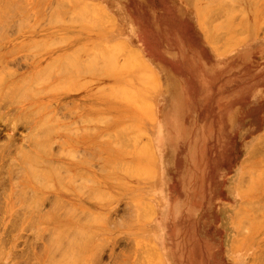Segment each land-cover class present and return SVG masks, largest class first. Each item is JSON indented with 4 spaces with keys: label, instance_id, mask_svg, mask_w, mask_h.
<instances>
[{
    "label": "rangeland",
    "instance_id": "obj_1",
    "mask_svg": "<svg viewBox=\"0 0 264 264\" xmlns=\"http://www.w3.org/2000/svg\"><path fill=\"white\" fill-rule=\"evenodd\" d=\"M0 91V264H264V0H0Z\"/></svg>",
    "mask_w": 264,
    "mask_h": 264
},
{
    "label": "bare ground",
    "instance_id": "obj_2",
    "mask_svg": "<svg viewBox=\"0 0 264 264\" xmlns=\"http://www.w3.org/2000/svg\"><path fill=\"white\" fill-rule=\"evenodd\" d=\"M61 1H62V0H61ZM63 1H64V0H63ZM228 1H229V0H228ZM76 2H78V1H76ZM221 2H222V0H221ZM224 2H226V0H225V1L223 0V3H224ZM207 3H208V2H207ZM231 3H232V2H231ZM220 4H221V3H220ZM220 4H219V5H220ZM88 5L90 6L91 3H88ZM224 5H225V4H224ZM232 5H233V3H232ZM91 6H92V5H91ZM91 6H90V8H91ZM227 6H228V5H227ZM229 6H230V5H229ZM92 7H94V5H93ZM216 7H218V5H217ZM221 7H222V6H221ZM225 7H226V6H225ZM96 8H97V7H96ZM205 8H206V7H205ZM231 8H232V6H231ZM82 9H83V8H82ZM84 9H85V8H84ZM215 9H216V8H215ZM215 9H214V11H215ZM229 9H230V7H229ZM232 9H233V8H232ZM234 9H235V8H234ZM218 10L220 11V9H218ZM218 10H216L217 13H216V11H215V15L218 14ZM224 10H225V9H224ZM227 10H228V8H227ZM84 11H85V10H84ZM84 11H83V13H84ZM87 11H88V10H87ZM87 11H86V12H87ZM92 11H93V10H92ZM221 11L224 12L223 10H221ZM212 12H213V11H212ZM212 12L210 11V12H209V15L212 14ZM222 12H220V13H222ZM225 12H226V10H225ZM225 12H224V15H225ZM83 13H82V15H83ZM87 13H88V12H87ZM90 13H91V11H90ZM226 13L228 14V11H227ZM232 13H233V12H232ZM232 13H230V14L232 15ZM100 14H102V13H100ZM222 14H223V13H222ZM230 14H229V15H230ZM89 15H91V14H89ZM94 15H95V14H94ZM86 16H87V15H85V17H86ZM99 16H101V15H99ZM207 16H208V15H207ZM207 16L205 17V19L208 18ZM213 16H214V12H213ZM88 17H90V16H88ZM97 17H98V16H97ZM101 17L104 18L103 16H101ZM106 18H107V17H106ZM91 19H93V18H92V15H91ZM91 19H90V20H91ZM100 19H101V18H100ZM109 19H111V18H109ZM224 19H225V18H224ZM95 21H98V20L95 19ZM101 21H102V19H101ZM112 21H113V20H112ZM207 21H208V20H207ZM90 22H91V21H90ZM98 22H99V21H98ZM98 22H97V23H98ZM223 22H225V21H223ZM99 24H101V23L99 22ZM2 26H3V25H2ZM101 43H102V42H101ZM120 44H121V43H120ZM103 47H104V46H103ZM115 47H116V46H115ZM96 48H97V47H96ZM106 50H107V49H106ZM98 52H99V51H98ZM115 53H116V51H115ZM124 55H125V54H124ZM37 60H38V59H37ZM38 63H39V62H38ZM51 64H52L51 66H53V63H51ZM140 65H141V64H140ZM143 65H144V64H143ZM34 66H35V63H32V64L28 67V69H31V70H32V68H34ZM146 66H147V65H146ZM2 68H3V66H2ZM47 69L49 70V67H47ZM47 69L45 68V70H47ZM2 70H4V69H2ZM5 71H6V69H5ZM42 72H45V71L43 70ZM49 72H51V70H49ZM1 73H2V72H1ZM3 73H4V72H3ZM37 73H40V71L37 72ZM46 73H48V71H46ZM40 74H42V76H43L44 78H45V76H47V74H44V73H40ZM26 75H27V74H26ZM34 75H35V74H34ZM49 75L51 76V74H49ZM38 76H39V78H43L42 76H40V75H38V74H37V76L35 75V77H38ZM33 77H34V76H33ZM35 77H34V78H35ZM51 77H52V76H51ZM26 78L29 79L30 77H26ZM44 78H43V79H44ZM28 79H26V81H27ZM20 80H22V79H20ZM28 81H29V80H28ZM19 82H20V81H19ZM19 82H17V83H19ZM15 83H16V82H15ZM36 83H37L36 85L41 84V83H38V82H36ZM27 84H28V83H27ZM19 85H20V84H19ZM28 86H29V85H28ZM28 86H26V84L23 85V87H26V88L24 89L25 91H26V89H27ZM8 87H10V86H8ZM2 88H3V87H2ZM4 89H5V88H4ZM4 89H3V90H4ZM11 89L13 90V88H11ZM42 90H43V89H42ZM4 91H5V90H4ZM0 92H1V91H0ZM9 92H11V91H8V93H9ZM14 92H15V91H14ZM14 92H13V94H14ZM37 92H38V90H37ZM37 92H36V93H37ZM39 92H41V91H39ZM42 92H43V91H42ZM6 93H7V92L5 91V93H3V94L6 95ZM8 93H7V94H8ZM3 94H2V97H3V98H2V99H3L2 101H3L4 104H5V103L7 102V101L5 102V100H7V99L9 100V98H8V95H7V98L4 100V96H3ZM15 94H19L18 91H17ZM33 94H34V93H33ZM36 95H37V94H36ZM12 96H13L12 98H14L15 95H12ZM16 96H17V95H16ZM64 96H65V97H70L71 95H70V94H64ZM31 97H32V96H31ZM59 97H60V96H59ZM10 98H11V95H10ZM37 98H38V97H37ZM37 98H36V97H35V98H31V99L29 100V103L33 104V102H36V101H38V100L43 99V98H38V99H37ZM17 99H19V98H17ZM14 100H15V99H14ZM19 100H20V99H19ZM58 100H59V99H58ZM16 101H18V100H16ZM81 102H82V101H81ZM0 106H1V105H0ZM49 106H50V105H49ZM49 106H48V107H49ZM3 107H4V106H3ZM33 108H34V107H33ZM0 111H1V110H0ZM15 116H16V115H15ZM25 117H26V116H25ZM27 117H29V115H27ZM32 121H33V120H32ZM30 122H31V121H30ZM37 123H38V122H37ZM37 123H36V124H37ZM40 123H41V122H40ZM28 124H29V123H28ZM34 126H35V125H34ZM28 127H29V126H28ZM32 127H33V126H31V128H32ZM37 127H40V124L37 125ZM33 129H35V127H34ZM36 129H38V128H36ZM38 130H39V129H38ZM38 130L36 131L37 134L40 133V135H41V133H42L41 129H40V131H38ZM32 131H33V130H32ZM34 131H35V130H34ZM43 131H44V130H43ZM38 132H39V133H38ZM43 133H45V132H43ZM29 134H30V133H29ZM33 134H34V132H33ZM32 136H33V135H32ZM43 136H44V134H43ZM29 137H30V135H29ZM35 137L38 138V137H40V136L35 135ZM27 138H28V136H27ZM30 138H31V137H30ZM40 138L43 139V137H40ZM83 138H84V137H83ZM28 139H29V138H28ZM42 139H41V140H42ZM31 140H32V139H31ZM35 140H36V139H33V141H32V146H33L32 148H36V147L38 148V145H39L38 143H39V142H38V141H35ZM29 141H30V140H29ZM43 141H44V139H43ZM43 141H42L41 144H42L43 146H45V145L43 144ZM8 142H9V141H8ZM11 142H13V141H10V143H11ZM63 142H64V141H63ZM260 142H262V141H260ZM13 143H14V142H13ZM41 144L39 145V147H41ZM263 145H264V144H263ZM43 146L41 147V149L43 148ZM45 147H46V146H45ZM4 148H5V147H4ZM258 148H259V147H258ZM38 149H39V148H38ZM46 149H47V148H46ZM256 149H257V148H256ZM256 149H255V150H256ZM7 150H8V149H7ZM43 150L45 151V149H42V150H40V151H43ZM44 151H43V152H44ZM99 151H100V150H99ZM257 151H258V150H256V152H257ZM30 152H31V151H30ZM30 152H29V154H30ZM36 152H38V151H36ZM47 152H48V151H47ZM47 152H46V153H47ZM256 152H255V153H256ZM40 153H41V152H40ZM46 153H44V154H46ZM25 154H28V151H27V152L25 151ZM25 154L23 153V155H25ZM48 154H49V153H48ZM50 154H51V153H50ZM256 154H258V153H256ZM260 154H261V153H260ZM31 155H32V154H31ZM31 155H29L30 158H32ZM258 155H259V154H258ZM20 156H21V155H20ZM29 156H28V157H29ZM50 156H52L51 158L54 157L53 155H50ZM255 156H257V155H255ZM26 158H27V155H26ZM37 158H38V157H37ZM37 158H36V159H37ZM20 159L24 160V162H25L24 156H23V158L20 157ZM27 159L29 160V158H27ZM36 159H33V160L36 161ZM262 159H263V158H262ZM22 160H20V161L22 162ZM33 160L31 159L30 161H33ZM41 160H42V159H41ZM248 160H249V159H248ZM46 161H47V160H46ZM24 162H23V163H24ZM52 162H53V161H52ZM245 162H246V161H245ZM36 163H37V161H36ZM43 164H44V163H43ZM25 165H26V164H25ZM69 169H70V167H69ZM35 171L37 172V170H35ZM36 172H35V173H36ZM30 174H31V173H30ZM32 174H34V173H32ZM32 174H31V175H32ZM44 174H45V173H44ZM42 176H43V175H42ZM250 177H251V176H250ZM45 178H46V177H45ZM40 183H41V184H44V182H40ZM59 183H60V182H59ZM251 183H252V182H251ZM257 183H258V182H257ZM261 184H262V183H261ZM261 184H260V185H261ZM255 185H257V184H255ZM258 185H259V184H258ZM250 188H251V187H250ZM254 188H255V187H254ZM254 188H253V189H254ZM253 189H252V190H253ZM256 189H257V188H256ZM250 190H251V189H250ZM263 190H264V189H263ZM255 192H257V191H255ZM258 193H259V192H258ZM56 194H58V195H60V196H61V195H62V196L65 195L63 192H56ZM55 197H57V196H55ZM63 197H64V196H63ZM243 204H244V203H243ZM245 204H246V203H245ZM247 204H248V203H247ZM245 206H246V205H245ZM247 206H248V205H247ZM249 206H250V204H249ZM249 206H248V207H249ZM252 206H254V207H251L252 210L254 211V210H255V209H254V208H255V205H252ZM242 210H243V209H242ZM250 210H251V209H250ZM52 211H53V210H52ZM239 211H240V210H239ZM239 211H238V212H239ZM238 212H237V213H238ZM246 213H247V212H246ZM239 215H240V214H239ZM235 216H237V215H235ZM245 216H246V214H245ZM248 219H249V218H248ZM243 222H244V221H242L241 223L244 225ZM247 225H248V223H247ZM247 225H246V226H247ZM244 227H245V226H244ZM244 227H243V228H244ZM252 227H253V226H252ZM240 229H241V228H240ZM245 229H246V228H245ZM245 231H246V230H245ZM239 232H240V231H239ZM237 233H238V232H237ZM240 233H241V232H240ZM242 233H243V231H242ZM238 234H239V233H238ZM239 235H241V234H239ZM62 236H63V235H62ZM65 236H66V235H65ZM65 236H64L63 238H65ZM55 238H56V237H54V240H56ZM77 238H78V237H77ZM57 239H58V238H57ZM65 239H66V238H65ZM65 239H64V240H65ZM59 240H60V239H59ZM59 240H56V243H57ZM62 240H63V239H62ZM62 240H60V241L62 242ZM78 240H79V239H78ZM80 241H82V240H80ZM233 241H235V239H234ZM56 243H55V244H56ZM58 243H59V242H58ZM150 246H151V244H150ZM0 247H1V246H0ZM151 247H152V246H151ZM149 248H150V247H149ZM1 250H2V249H1ZM155 250H157V249L155 248ZM148 252H149V250H148ZM154 253H155V251H154ZM157 253H158V252H157ZM262 255H263V254H262ZM70 256L72 257L73 255H70ZM70 256H69V257H70ZM81 256H82V255H81ZM83 256H84V255H83ZM154 256H155V255H154ZM254 256H255V255H254ZM73 257H74V256H73ZM92 257H94V256H90V258H92ZM66 258H68V257H66ZM83 258H84V257H83ZM95 258H96V257H94V259H91V260L96 261ZM63 259L66 260L65 258H63ZM63 259H62V263H63ZM69 259H71V258H69ZM68 261H69V260H68ZM94 261H93V262H94ZM262 261H264V260H262ZM81 262H82V260H81ZM252 262H253V261H252ZM55 263H57V262H55ZM55 263H54V264H55ZM65 263H66V262H65ZM65 263H63V264H65ZM71 263H72V262H70V264H71ZM74 263H75V262H74ZM259 263H261V262H259Z\"/></svg>",
    "mask_w": 264,
    "mask_h": 264
}]
</instances>
